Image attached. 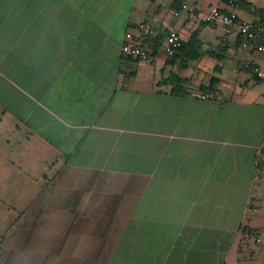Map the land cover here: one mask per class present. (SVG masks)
<instances>
[{
	"label": "crops",
	"instance_id": "crops-1",
	"mask_svg": "<svg viewBox=\"0 0 264 264\" xmlns=\"http://www.w3.org/2000/svg\"><path fill=\"white\" fill-rule=\"evenodd\" d=\"M185 1L0 0V264H261L243 227L262 241L264 58L204 22L258 6ZM142 20L198 30L203 54L123 57Z\"/></svg>",
	"mask_w": 264,
	"mask_h": 264
},
{
	"label": "built area",
	"instance_id": "built-area-1",
	"mask_svg": "<svg viewBox=\"0 0 264 264\" xmlns=\"http://www.w3.org/2000/svg\"><path fill=\"white\" fill-rule=\"evenodd\" d=\"M242 0H228L230 6H237ZM180 9L192 12L194 6L185 0L180 2ZM180 11L173 10V15L178 16ZM204 20L209 23L221 25L225 34H229L232 30L236 31L241 48H250L259 53L264 58V39L255 42V33L253 24L248 21L240 20L234 9H224L218 6H212L206 13ZM162 33V38L160 34ZM182 36L174 29H168L163 32L150 20H142L132 29L127 30L124 41L121 45V54L125 58L135 60H149L152 57L153 47L159 42L156 52H160L161 57L166 62L172 59L182 42ZM255 73L264 85V70L255 68ZM193 96L200 99H211L214 96L212 91L196 90ZM258 239V238H257Z\"/></svg>",
	"mask_w": 264,
	"mask_h": 264
},
{
	"label": "trees",
	"instance_id": "trees-1",
	"mask_svg": "<svg viewBox=\"0 0 264 264\" xmlns=\"http://www.w3.org/2000/svg\"><path fill=\"white\" fill-rule=\"evenodd\" d=\"M182 0H174V2L178 5L180 4ZM241 4H246V0H242ZM251 12L254 14V16L257 19V22L252 23L253 24V30L255 33V42H259L264 39V10L262 8L255 7L251 10ZM205 23H209L204 20ZM162 33L160 34V38H162ZM237 45L240 46L239 39L237 37L236 40ZM159 47V42H156V45L153 47V53L152 57L154 56L155 52L157 51V48ZM203 48H202V41L199 38V32L198 30H195L191 32L189 38L187 41L181 42V45L176 51L175 56L168 60L167 62L171 63L173 59L178 56V54L183 55V64H187L188 61H193L198 59L203 54ZM163 82L169 83L171 85V93L173 94H182L185 93V87L183 86L184 79L177 73V72H170L167 78L163 79ZM219 82V79L215 76L211 77L209 82L205 85H200L198 87V90L201 91H212L213 93H216L217 90L215 88L216 84ZM264 148V138H263V147L260 149V153L258 155V164L261 157L262 152ZM243 231L248 232V234L255 235V230L248 229L246 227H243Z\"/></svg>",
	"mask_w": 264,
	"mask_h": 264
},
{
	"label": "rangeland",
	"instance_id": "rangeland-1",
	"mask_svg": "<svg viewBox=\"0 0 264 264\" xmlns=\"http://www.w3.org/2000/svg\"><path fill=\"white\" fill-rule=\"evenodd\" d=\"M198 1H200V8H201V10H200V18H202V17H204V14H205V11H207V8L205 7V3L207 2V1H211V0H198ZM252 1V0H251ZM253 2L256 4V6H258V8L260 7V5H264V0H253ZM239 8H237V10H238ZM204 13V14H203ZM241 13L242 14H244L245 16H248L249 18H251V17H253L251 14H249L247 11H245V10H242L241 11ZM203 15V16H202ZM221 26V25H220ZM232 77H229L227 74L224 76V84H222L223 85V87L225 88V90H235V87H238V86H236L235 85V83H232L231 84V81H232ZM203 80V79H202ZM223 80V79H222ZM231 84H229V83ZM234 87V88H233ZM197 90V89H196ZM194 88H191V92L193 93L194 91H196ZM220 90V92H221V89H219ZM216 94H217V92H216ZM216 94L214 93V96L212 97V98H215L216 97ZM259 120V118L257 117V121ZM2 142H5V133H0V143H2ZM263 150H264V148H263ZM260 162H259V165H260V167H263L262 169H264V151L262 152V154H261V157H260V160H259ZM258 234H255V235H253V236H251V237H253L252 239H251V241H250V247L252 248V250L254 249V251H257L259 248L261 249V256L260 257H258L257 259L261 262V264H264V246H263V248L261 247L262 246V243H263V240H264V237L262 238V241L261 242H257L258 241V237L259 236H257ZM259 251V250H258ZM257 251V252H258ZM255 262H257V261H255Z\"/></svg>",
	"mask_w": 264,
	"mask_h": 264
}]
</instances>
